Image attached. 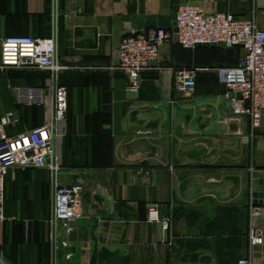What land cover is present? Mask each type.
<instances>
[{"label": "crops", "instance_id": "0c3cea01", "mask_svg": "<svg viewBox=\"0 0 264 264\" xmlns=\"http://www.w3.org/2000/svg\"><path fill=\"white\" fill-rule=\"evenodd\" d=\"M206 14L253 16L255 0H187ZM174 0H0V38L55 37L58 84L67 90V131L57 143L61 182L79 184L82 217L68 247L52 250L45 223L52 188L43 169L10 170L0 221V264H237L249 255L253 173L264 172V134L234 118L220 70L239 49H184L174 42ZM172 34L142 74L138 95L126 91L117 63L123 38L151 28ZM197 69L184 98L167 70ZM0 72V113L18 111L16 135L41 108L17 106L13 88L42 85L45 72ZM35 112L25 121L22 111ZM32 110V111H31ZM254 137V140H253ZM139 170L148 176H140ZM156 204L168 231L147 221ZM257 223L264 225V206ZM64 238V236H62ZM70 255V258H67ZM264 264V248L254 256Z\"/></svg>", "mask_w": 264, "mask_h": 264}, {"label": "built area", "instance_id": "2783aa9c", "mask_svg": "<svg viewBox=\"0 0 264 264\" xmlns=\"http://www.w3.org/2000/svg\"><path fill=\"white\" fill-rule=\"evenodd\" d=\"M175 2V35L182 48L221 45L226 50H240L237 64L220 70L221 80L233 117L247 118L255 134V130L264 128V28L253 16H236L230 12L206 14L187 0ZM255 3L256 9L264 15V0H255ZM171 39L172 34L159 27L122 39L117 63L110 69L126 76L128 93L139 94L143 85L142 74L158 60L161 46ZM9 68L45 72L48 78L42 85L13 88L17 106L42 109L41 125L9 135L7 128L20 123V114L16 110L0 113V221L3 220L7 173L13 169L46 170L52 188L51 214L45 221L49 227V242L54 252L58 248L66 249L67 238L74 234L82 217L83 193L81 185L61 182L62 166L57 152V143L67 131V90L58 84V78L69 68L57 62L54 36L38 38L31 35L0 38V72ZM167 73L179 94L184 98L193 95L197 69L170 68ZM138 174L148 176L143 170ZM259 215L258 207L252 202L247 234L249 255L239 259L237 264H255L254 256L264 248V225L257 223ZM147 221L160 223L164 231H168L171 224V218L163 216L156 204L147 206Z\"/></svg>", "mask_w": 264, "mask_h": 264}, {"label": "water", "instance_id": "95a60500", "mask_svg": "<svg viewBox=\"0 0 264 264\" xmlns=\"http://www.w3.org/2000/svg\"><path fill=\"white\" fill-rule=\"evenodd\" d=\"M177 10V3L175 2L173 5V18L175 15V12ZM176 33V29L174 30ZM174 42H178L177 36L174 38ZM200 47V46H197ZM202 47H208L207 45H204ZM218 47H222L219 45ZM239 97V96H237ZM255 134H264V128L255 130ZM252 197H253V205L254 206H264V172H254L253 173V187H252Z\"/></svg>", "mask_w": 264, "mask_h": 264}, {"label": "rangeland", "instance_id": "374dc122", "mask_svg": "<svg viewBox=\"0 0 264 264\" xmlns=\"http://www.w3.org/2000/svg\"><path fill=\"white\" fill-rule=\"evenodd\" d=\"M16 73H18V74H28L29 72H25V71H20V72H17L16 71ZM22 112V117H23V120L25 121V119L27 118V116L28 115H30V116H32V115H35V112H31L32 114H30V113H28L27 111H24V110H21ZM32 111V110H31ZM35 126V123L32 121V120H30V121H28V123H26V127H28V128H33ZM253 134V133H252ZM254 135V134H253ZM253 140H254V137H253ZM21 171V170H20Z\"/></svg>", "mask_w": 264, "mask_h": 264}, {"label": "trees", "instance_id": "16d2710c", "mask_svg": "<svg viewBox=\"0 0 264 264\" xmlns=\"http://www.w3.org/2000/svg\"><path fill=\"white\" fill-rule=\"evenodd\" d=\"M226 50V49H225ZM229 50H231V49H229ZM34 116V115H33ZM42 117H43V113H42Z\"/></svg>", "mask_w": 264, "mask_h": 264}]
</instances>
